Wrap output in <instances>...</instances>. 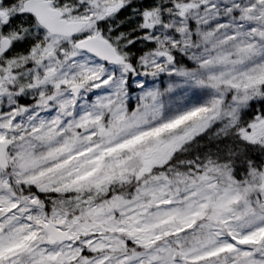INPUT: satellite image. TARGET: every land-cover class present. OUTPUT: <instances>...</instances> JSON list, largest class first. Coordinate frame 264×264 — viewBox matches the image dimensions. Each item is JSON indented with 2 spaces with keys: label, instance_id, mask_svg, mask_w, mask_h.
Segmentation results:
<instances>
[{
  "label": "snow or ice",
  "instance_id": "6c2138e0",
  "mask_svg": "<svg viewBox=\"0 0 264 264\" xmlns=\"http://www.w3.org/2000/svg\"><path fill=\"white\" fill-rule=\"evenodd\" d=\"M0 264H264V0H0Z\"/></svg>",
  "mask_w": 264,
  "mask_h": 264
}]
</instances>
